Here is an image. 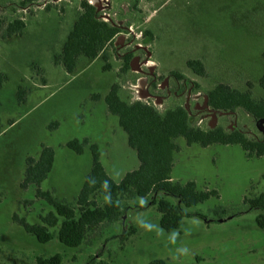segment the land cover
Listing matches in <instances>:
<instances>
[{
	"label": "rangeland",
	"instance_id": "1",
	"mask_svg": "<svg viewBox=\"0 0 264 264\" xmlns=\"http://www.w3.org/2000/svg\"><path fill=\"white\" fill-rule=\"evenodd\" d=\"M19 1L0 0L1 18H21L26 25L19 37L0 36V73L5 77L0 88V264H37V258L55 254L61 255V264H87L91 258L102 264L155 259L167 264H264V229L255 223L259 210L243 204L244 198L264 194V156L247 157L238 145L187 146L181 137L174 140L178 151L172 182L192 181L198 191L217 193L186 209L178 230L159 227L160 214L152 205L156 194L124 198L122 221L101 224L76 249L56 237L40 244L12 220L16 214L39 224V217L52 210L35 198V186L20 187L26 159H37L42 146L52 148L55 157L40 189L67 202L79 193L91 168L89 145L78 155L66 147L69 141L87 139L97 145L101 165L115 182L138 168L136 151L128 146L117 117L105 111L104 96L116 82L131 101L158 110L185 104L202 126L232 129L237 122L251 134L264 135V121L208 112L203 93L222 83L251 90L255 97L264 94L258 87L264 72V0H86L122 31L106 48L107 62L80 57L72 74L55 58L79 16L80 0H50L22 14L10 9ZM145 31L152 34L149 45ZM128 51L134 53L129 73L118 77ZM192 60L202 62L204 77L187 67ZM170 72L181 73L202 91L176 97L172 82L164 79L157 85L160 93L151 94L149 80ZM96 202L101 206L104 198ZM130 228L134 232L128 234ZM123 233L128 236L122 240Z\"/></svg>",
	"mask_w": 264,
	"mask_h": 264
},
{
	"label": "trees",
	"instance_id": "2",
	"mask_svg": "<svg viewBox=\"0 0 264 264\" xmlns=\"http://www.w3.org/2000/svg\"><path fill=\"white\" fill-rule=\"evenodd\" d=\"M47 1L50 0H20L18 4L9 8L22 14L24 10L30 12L32 8H37ZM79 9V16L67 36L61 54L55 58V63L62 65L68 74L74 72L80 57L90 61L101 58L107 62L106 48L122 31L120 26L103 21L101 12L86 0L79 1ZM25 27V22L21 18L6 22L0 17L1 39L19 37ZM142 34L144 38L149 37L147 42L149 45L153 40L151 32L145 31ZM261 56L264 61V51ZM133 57V52L123 53L118 77L129 73V64ZM186 65L195 75L199 77L206 75L201 61H188ZM103 70H108V66L104 65ZM164 79L172 82V92L176 97H181L185 93L188 96L198 94L202 91L198 84L181 73L170 72L167 77L150 79L149 92L159 94L157 85ZM4 80L5 77L0 73V88ZM258 87L264 92V72L258 80ZM22 92L23 90L19 89V93ZM203 93L206 97L207 111L210 113L216 115L240 113L242 118L258 123L264 121V94L255 97L251 90L241 91L222 83ZM104 102L107 112L117 117L118 125L126 133L128 146L136 151L139 166L115 183L101 165L97 145L90 144L87 139L81 142L69 141L66 147L78 155L82 154L89 145L91 168L77 196L72 202H67L64 199L53 198L49 192L40 189V185L52 171L55 157L52 148L42 146L37 159H26L20 187L26 189L28 186H35V198L43 200L52 210L39 217V224H29L25 219L18 218L16 214L12 216V220L40 244H47L56 237L61 245L76 249L84 244L89 233L99 229L101 224L108 226L122 221L126 214L124 198L146 199L151 194H156L152 205L160 214L159 227L166 232L178 230L182 220L187 216L186 209L210 197H217L214 190L198 191L192 181L184 184L172 182L174 156L178 151L174 140L179 137L185 140L187 146L238 145L247 157L264 156V135L251 134L237 122L232 125V129H227L221 124H216L213 128L202 126L194 118L196 113L185 108L184 104L171 105L158 110L147 102L129 100L122 86L117 82L105 95ZM99 196L104 198L101 206L96 202ZM243 204L251 210H259L255 223L260 229H264V194L253 199L244 198ZM224 213V210H220V214ZM55 229H57L56 233L53 231ZM132 232L134 229L130 228L128 234ZM128 234L123 233L120 239H126ZM61 262L62 257L59 254L47 259L37 258L36 261L37 264H61ZM87 264L102 263L91 258ZM147 264H167V262L155 259Z\"/></svg>",
	"mask_w": 264,
	"mask_h": 264
},
{
	"label": "built area",
	"instance_id": "3",
	"mask_svg": "<svg viewBox=\"0 0 264 264\" xmlns=\"http://www.w3.org/2000/svg\"><path fill=\"white\" fill-rule=\"evenodd\" d=\"M44 3H46V2H44ZM44 3L42 4L43 6H44ZM38 7H39V6H38ZM23 12L25 13L26 10H24ZM105 17H106V18L101 17L103 21H105V22H111V21L109 20V16H108V15H106ZM184 106L186 107L185 104H184ZM201 123H202V122H201ZM214 126H215V125H214ZM214 126H212V127L209 126V128H213Z\"/></svg>",
	"mask_w": 264,
	"mask_h": 264
},
{
	"label": "crops",
	"instance_id": "4",
	"mask_svg": "<svg viewBox=\"0 0 264 264\" xmlns=\"http://www.w3.org/2000/svg\"><path fill=\"white\" fill-rule=\"evenodd\" d=\"M76 10H77V11H80L79 7H77ZM106 94H107V93H106ZM106 94H105V95H106ZM104 97H105V96H104ZM101 98H102V97H100V99H101ZM98 100H99V99H98ZM104 103H105V102H104ZM105 107H106V105H105ZM105 111H106L107 114H109V113L107 112V108L105 109ZM105 172H106V171H105ZM171 178H172V177H171ZM114 182H115V181H114ZM115 183H118V182H115ZM79 191H80V190H79ZM76 196H77V195H76Z\"/></svg>",
	"mask_w": 264,
	"mask_h": 264
}]
</instances>
